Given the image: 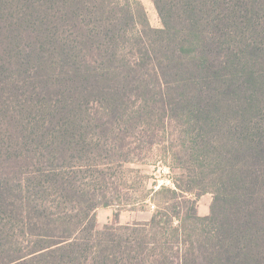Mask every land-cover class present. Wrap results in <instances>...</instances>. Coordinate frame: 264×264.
Segmentation results:
<instances>
[{"label":"trees","instance_id":"obj_1","mask_svg":"<svg viewBox=\"0 0 264 264\" xmlns=\"http://www.w3.org/2000/svg\"><path fill=\"white\" fill-rule=\"evenodd\" d=\"M151 1L0 0V264H264V0ZM136 142L173 215L97 230Z\"/></svg>","mask_w":264,"mask_h":264},{"label":"rangeland","instance_id":"obj_2","mask_svg":"<svg viewBox=\"0 0 264 264\" xmlns=\"http://www.w3.org/2000/svg\"><path fill=\"white\" fill-rule=\"evenodd\" d=\"M110 4H123L129 2L135 11L133 1L142 5L149 25L153 29H160L161 22L151 0H107ZM149 146L148 144L135 143L126 147L130 163L123 166H115L113 170L118 179L113 186L114 200L111 205L99 206L94 212L97 230L105 226H127L147 222L159 209L173 215L171 206L174 203L172 190H175L174 182L184 185L186 176L179 177L184 166H190L188 158L174 155L175 149L169 144ZM168 146L169 148H166ZM124 150L122 151V154ZM168 166L175 169L173 172ZM186 175V173H185ZM185 186V185H184ZM165 187L168 190L159 191ZM196 200L197 214L200 217L207 216L213 203V195L204 193L197 197L189 196ZM186 221H188L186 219ZM176 222H174L175 225Z\"/></svg>","mask_w":264,"mask_h":264}]
</instances>
